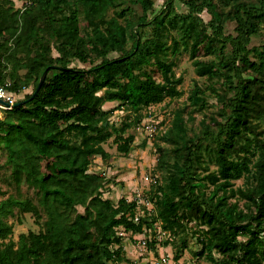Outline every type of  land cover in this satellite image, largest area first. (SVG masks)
I'll return each mask as SVG.
<instances>
[{
  "label": "trees",
  "instance_id": "trees-1",
  "mask_svg": "<svg viewBox=\"0 0 264 264\" xmlns=\"http://www.w3.org/2000/svg\"><path fill=\"white\" fill-rule=\"evenodd\" d=\"M124 1L27 0L16 9L14 0H0V84L13 94L33 88L25 103L0 118V182L17 191L8 195L0 186V264L130 262L121 231L138 234L150 222H161L177 235L193 221L202 227L196 255L214 264H264V137L253 122L264 116V48H250L264 21V0H183L188 13L167 0V10L149 21L154 1L132 0L144 10L136 29L128 10L120 8ZM205 10L211 15L207 23L200 15ZM82 16L90 35L81 33ZM228 21L236 22L235 34H226ZM152 23L176 30L197 75L221 83L222 91L211 89L222 115L191 131L186 108L175 110L156 142L161 177L147 218L137 214L136 201L121 197L115 204L105 197V177L91 167L96 156L111 158L104 147L110 139L120 153L130 152L135 135L127 131L142 122L145 107L182 95L183 78L175 62L159 54L156 36L141 39L139 29ZM94 45H102L105 56L110 50L120 56L87 69L70 65L73 59L87 61ZM179 48L174 45L173 52ZM149 65L161 80L146 71ZM46 69V80L32 96ZM188 101L204 109L205 89L196 84ZM111 102L130 107L133 119L112 123L116 109L104 108ZM239 179L243 186L235 187ZM25 213L35 216L40 230L15 241L8 219ZM186 246L182 237L176 261Z\"/></svg>",
  "mask_w": 264,
  "mask_h": 264
},
{
  "label": "rangeland",
  "instance_id": "rangeland-1",
  "mask_svg": "<svg viewBox=\"0 0 264 264\" xmlns=\"http://www.w3.org/2000/svg\"><path fill=\"white\" fill-rule=\"evenodd\" d=\"M27 0H14L15 8H23ZM29 1V0H28ZM153 8L150 9L147 14V21L151 20L159 12L167 10L165 4L167 0H153ZM244 1H257V0H244ZM172 5L174 9L179 13H188L189 6L185 4L183 0H173ZM128 10V18L135 22L136 28L138 25V17L144 14L141 3L134 2L132 0H125L120 8ZM220 9L225 12L230 9V6L224 7L220 5ZM201 17L205 23L211 19V15L205 10L202 12ZM236 22L228 21L225 25L226 34H235ZM142 31V40L152 38L156 36L158 39V52L169 61L175 62L174 70L178 76H182L183 82L180 84L182 95L175 98L167 97L163 102L158 104H152L149 107H145L142 110L143 119L137 125L128 129L127 133L135 135V141L128 154L120 153L116 144L110 139L104 144L105 149L110 153L111 158L103 160L101 157L96 156L93 160L91 170L99 173L105 177L104 194L105 197L110 198L115 204L121 197H128V200L137 202V214L140 217L150 218V211L154 209V192L152 191L156 181L161 177L160 171L157 170V163L159 158V152L157 150L156 142L159 141V136L170 126V121L173 117V113L178 108H186V111L191 115L188 125L191 131H199L201 129V122L204 120L207 123H212L213 119H221L222 104L218 100L215 92L211 89L213 86L220 88L221 83L217 81L211 82L206 77L197 75L192 59L189 52L186 51L182 45H179L178 33L176 30H171L168 27L154 28V23L146 25L139 29ZM81 33L85 36L91 34V29L84 16L81 17ZM137 37V35H136ZM140 37V36H138ZM133 40L130 39L127 48H131ZM174 45L180 46L177 52H173ZM250 48H264V21L259 25L258 32L252 37ZM104 47L102 45H94L89 47V57L87 61H81L73 59L71 62L72 67L77 68H90L93 65L101 63L105 58L113 59L120 56V53L115 50L105 56L103 55ZM203 52H201L202 54ZM53 56H58V51L53 48ZM204 56V54H202ZM253 60H258L255 53L251 54ZM146 71L151 73L157 80H161L162 76L157 71L154 65L146 67ZM23 72V71H22ZM198 84L206 91L207 106L204 109H194L189 105L188 96L191 94L194 86ZM211 86V87H210ZM32 87L23 90L19 94H14V100H23L26 94L32 93ZM119 102L107 103L104 108L106 110L116 109L110 116V121L118 126L128 120L133 119L132 109L128 106H120ZM0 117L4 118L6 111L1 109ZM256 126V130L262 133L264 137V116L261 118L253 119ZM5 161V156L0 151V163ZM211 169H215L214 165H211ZM7 175L9 172L7 170ZM244 179H239L235 182V187L243 186ZM0 186L3 190L9 194H16L15 187L0 182ZM21 191V190H20ZM22 191L25 194L32 195L31 190H27L26 186H22ZM7 196V195H6ZM234 201V199H233ZM243 206V201L240 202ZM80 212L84 211L82 206L78 207ZM9 222L13 224L12 239L17 241L21 233H28L29 231L38 232L40 225L36 223L35 216L32 213H25L20 216H10ZM41 221V220H40ZM186 230L181 231L177 235L171 234V232L165 231L158 223L150 222V225L146 226V247L139 248L131 246L130 236L126 242L129 245L130 253L135 260L131 259L130 262H123L121 264H137L144 258V264H152V262L164 256L166 259H170L171 264H214L207 255L198 256L196 253L200 250L201 245L198 242V230L200 225L193 222L186 223ZM128 237V235L126 236ZM186 238L187 246L179 261L174 259L177 245H180L181 238ZM132 241V240H131ZM169 241V244L165 242ZM126 252V251H125Z\"/></svg>",
  "mask_w": 264,
  "mask_h": 264
},
{
  "label": "built area",
  "instance_id": "built-area-1",
  "mask_svg": "<svg viewBox=\"0 0 264 264\" xmlns=\"http://www.w3.org/2000/svg\"><path fill=\"white\" fill-rule=\"evenodd\" d=\"M0 98L6 102L7 104H2L0 103V114H1V109H4V110H7V109H12L15 102L14 100V94L10 91H8L6 89L5 86L1 85L0 84ZM1 118V117H0ZM136 220H138V218L136 217ZM160 226H161V222H159ZM122 235L124 234L126 236L127 233L129 232H120ZM131 233V236H130V242L133 246L135 247H139V248H145L146 247V243H147V240H146V234H147V231L146 229L142 232V233H138V234H134L132 232ZM132 240V241H131ZM171 261L170 259H166L164 256L160 257V258H157L155 259L152 264H171Z\"/></svg>",
  "mask_w": 264,
  "mask_h": 264
},
{
  "label": "water",
  "instance_id": "water-1",
  "mask_svg": "<svg viewBox=\"0 0 264 264\" xmlns=\"http://www.w3.org/2000/svg\"><path fill=\"white\" fill-rule=\"evenodd\" d=\"M138 43H139V37H138V40H137V46H138ZM47 73H48V69H46V70L43 72V74H42V76H41V78H40L39 84H38V86H37V88H36V90H35V92L33 93L32 96H34L35 94H37L38 91L41 89V87H42L44 81L46 80ZM26 101H27V100H20V101H17V102H15V104H14L13 107L18 106V105H22V104L25 103ZM0 103L5 104V105L7 104V103L4 102L1 98H0Z\"/></svg>",
  "mask_w": 264,
  "mask_h": 264
},
{
  "label": "crops",
  "instance_id": "crops-1",
  "mask_svg": "<svg viewBox=\"0 0 264 264\" xmlns=\"http://www.w3.org/2000/svg\"><path fill=\"white\" fill-rule=\"evenodd\" d=\"M127 199H128V197H126ZM128 235V237H126ZM126 236H125V244H124V248H125V256H126V258H128L129 260H131V259H133V260H135V258L136 257H133V255H132V253H130V248L131 247H129V245H127V241H128V239H129V236H131V233L129 232V233H127L126 234ZM130 244H131V242H130ZM131 246H133L132 244H131ZM134 247V249H135V246H133ZM133 264H136L135 262L133 263ZM137 264H144V258L142 259V261H140L139 263H137Z\"/></svg>",
  "mask_w": 264,
  "mask_h": 264
}]
</instances>
